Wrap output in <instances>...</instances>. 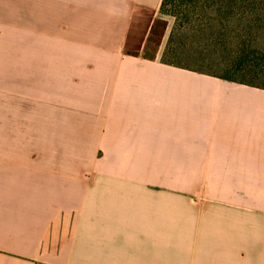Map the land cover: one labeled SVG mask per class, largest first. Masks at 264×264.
Returning a JSON list of instances; mask_svg holds the SVG:
<instances>
[{
    "label": "crops",
    "instance_id": "0c3cea01",
    "mask_svg": "<svg viewBox=\"0 0 264 264\" xmlns=\"http://www.w3.org/2000/svg\"><path fill=\"white\" fill-rule=\"evenodd\" d=\"M161 1L0 0V99L15 40L44 101L42 146L0 134V264H264V89L168 69Z\"/></svg>",
    "mask_w": 264,
    "mask_h": 264
},
{
    "label": "rangeland",
    "instance_id": "374dc122",
    "mask_svg": "<svg viewBox=\"0 0 264 264\" xmlns=\"http://www.w3.org/2000/svg\"><path fill=\"white\" fill-rule=\"evenodd\" d=\"M260 4L261 2L258 0H198L196 7H191L193 8V11L188 13L190 23H184L183 26L178 28L175 34H173L175 41L172 44V47L174 48V53L178 55L176 60L182 59L184 54L190 55L192 58H189V61L185 60L186 63L192 67L202 68L201 70H203L204 73L186 70V68L171 65L168 66V69L184 73L185 76L196 77L202 81L220 78L213 76L211 73H219L220 75L224 73L223 70L225 67L217 64V61L221 58L224 57V59H226L225 55L229 53L223 49V45L219 44L215 48L214 45H211L209 50L212 56L210 58L204 61H193V57L196 56L198 50L201 48L197 46L196 43H192L190 46L180 45V38L186 40V42L198 38H207L210 40H217V38H219L218 41L227 42L225 46L232 51L242 45L239 49H255L258 51L257 55L259 52L264 53V19L260 20L261 18H264V16H262V13L256 9ZM252 9L255 11H251ZM242 11H244V14L241 13ZM164 23L165 22L157 21L154 33L150 36V41L145 50L141 53L143 56L151 55L152 57H155L154 52L157 49L160 34L163 29L162 25L164 26ZM12 42L14 43V46L6 44V40H4L3 47L2 69H7L9 71H5V74L8 76L2 75L1 81L0 134L10 133L32 137L35 136L36 140L39 141L42 146L44 139L42 136V130L44 127L42 117L44 116V113L34 111L32 104L44 103V101H40V97L36 100V98L30 94L29 85L31 81L29 78L22 77V75L25 74L23 72L26 70L21 71V69H18L21 72H19L17 78L15 77L17 66L20 68H28L30 65L29 63L17 62L19 58H21L17 56L31 55V49L26 46H17L15 40H12ZM215 49H218L216 50L217 52ZM127 52L134 53V51L129 50ZM2 73H4V71H2ZM178 78L185 77L180 76ZM246 78L247 81L263 87L256 88L264 89V71L257 78L251 76H247ZM46 143L49 146L50 141L47 140ZM192 187L193 191L199 193H204L205 189L216 188L199 185H194ZM227 190L232 192V188Z\"/></svg>",
    "mask_w": 264,
    "mask_h": 264
},
{
    "label": "trees",
    "instance_id": "16d2710c",
    "mask_svg": "<svg viewBox=\"0 0 264 264\" xmlns=\"http://www.w3.org/2000/svg\"><path fill=\"white\" fill-rule=\"evenodd\" d=\"M197 1L198 0H162L161 1L160 11L164 14H169L170 16H172L174 18V24L171 33L168 35L166 46L164 48V51H162L159 60L161 63L164 64L182 67V68H186V70L199 71L204 73V71L201 70L202 68L192 67L186 63V61L189 58H192L190 55L184 54L183 55L184 57L182 59L176 60V57H178V55L174 53V48L172 47V44L175 41L173 34H175L176 30H178V28H181L184 23L187 24L190 23V18L188 13L193 11V8L196 7ZM258 1L261 2V4L256 9L257 11H260L262 13V16H264V0H258ZM251 11H255V10L252 9ZM241 13L244 14V11H242ZM262 19L264 18H261L260 20ZM218 40L219 38H217V40L198 38L186 42V40L180 38L179 44L183 46L185 45L190 46L192 43L193 44L196 43V45L201 48L198 50L196 56L193 57V61L194 60L204 61L210 58L212 56L209 50L211 45H214V48L219 44L223 45L224 46L223 49H225L229 53L225 55L226 59H224V57L221 58L220 60L217 61V64H220V66L223 65L225 67L223 70L224 73L221 75L219 73L217 74L211 73V74L213 76L220 77V79L223 80L235 81L240 84H248L254 87H260L255 85L253 82L247 81L246 77L251 76L257 78L261 73H263L264 53L259 52V54L257 55L258 51H256L255 49H249V50H245L244 48L239 49L242 45L239 46V48L234 49L232 51L231 49L225 46L227 42L225 41L221 42ZM216 50L218 49H215V51ZM143 57L151 60L154 59V57H152L151 55L148 56L144 55ZM199 63H203V62H199Z\"/></svg>",
    "mask_w": 264,
    "mask_h": 264
}]
</instances>
